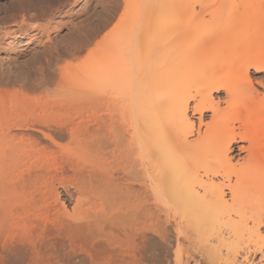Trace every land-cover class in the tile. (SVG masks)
Listing matches in <instances>:
<instances>
[{
  "label": "bare ground",
  "instance_id": "1",
  "mask_svg": "<svg viewBox=\"0 0 264 264\" xmlns=\"http://www.w3.org/2000/svg\"><path fill=\"white\" fill-rule=\"evenodd\" d=\"M235 1L127 8L126 35L102 41L97 93L82 81L91 93L53 96L42 65L6 74L44 95L0 90V264H239L264 251V96L250 78L264 74V0Z\"/></svg>",
  "mask_w": 264,
  "mask_h": 264
},
{
  "label": "rangeland",
  "instance_id": "2",
  "mask_svg": "<svg viewBox=\"0 0 264 264\" xmlns=\"http://www.w3.org/2000/svg\"><path fill=\"white\" fill-rule=\"evenodd\" d=\"M141 1L144 2L145 0H141ZM141 1L130 0L129 2V0H0V39H2L0 41L2 43L4 42V45L6 46L7 43H10L8 44L9 48L8 46L7 48L8 49H10V47L12 48L10 49L11 52L9 56L8 55L5 56L6 54L0 52V60H1L0 65H3V63L5 64V66L3 65L2 67L3 69L1 68L3 71L0 69L1 71L0 90H3L2 88H4L6 85V88L8 87V90L10 91H15V89H20L21 91H23L22 93L25 94L24 95L25 97H23V95L22 97L24 99L26 97H29L27 99H30V97L33 98L35 97V95L37 97L39 96L42 97V95H44L42 94V91L39 90V92H34L29 87L30 86L29 84L26 87H24L25 85H23L22 83L23 87L20 84L21 88L17 86L14 89L15 86H13L10 81L6 80V74L8 75L9 74L16 75L17 73L27 74L29 69L35 67L36 65L37 67L38 65H42L43 68H45L44 71L47 76V82L49 81L52 85H54L52 86V89H53V93L56 94H54L53 96H56L58 98L60 96L62 98L63 96L66 97L69 96L70 94H75L74 92L76 93L80 92V94L81 93L83 94L84 92L85 94H88L91 93L92 91L93 93H97L98 91L100 92L98 86L95 87L94 86L95 84L92 82L95 83L99 82V85L101 83L102 86L101 91H102L103 88L102 79H101V75L98 74L99 72L98 69H100V71H102V69L101 67H96L102 64V60H100L102 59L100 58L101 57L100 50H102L101 48L103 47L101 46L103 45L102 41L104 43V41L108 38L109 41H111L110 40L111 38L119 39L120 35L121 36L126 35L124 33L126 30L125 31L123 30L124 32H120V29L122 31L124 26H122L121 23H119V21H122L126 16L127 12L125 15L124 13L127 8H128L127 10L130 12L132 11V9H134L136 5L140 7L138 4ZM172 1H176V0H172ZM239 3L240 0H236L234 2V6L236 7ZM49 5L52 8H49ZM44 10H46L45 12L46 14H44L43 12ZM130 14H134V13H130ZM139 15L140 14H138V16ZM122 16L123 19L120 20ZM128 16L130 17L131 15ZM159 16L162 15H153L152 17L146 19L147 22H143L144 20L143 21L141 20L143 19L142 17L139 18L136 17V19L138 18V20L135 19V22L138 21L137 23H139L141 20L146 26L152 23V19L155 21V18L156 20L157 18H160ZM129 17L124 19L125 22L126 21L128 22V20L130 19ZM131 19L129 20V22L131 21ZM127 24L131 25V23H127ZM144 25L143 24L136 25V27L140 26V28H142L141 26ZM131 28H135V27L132 26ZM138 29L136 33L138 32ZM27 31L28 33H32L34 36L33 37L28 36ZM140 40L141 39L139 38L138 41ZM6 41L8 42L6 43ZM11 44L12 46H10ZM22 48L26 49L24 50L26 51L25 55H22L19 52V49L22 50ZM97 63H99V65ZM31 65L34 66L28 69V67ZM62 68H65L67 71H69V74L67 72L68 78L67 79L65 78L66 81H64L67 84L63 83L64 87L61 84L60 87H63V89L57 87L58 89H60L58 90L59 91L58 92L57 90H54L53 87L58 85L55 82L58 81L57 80L58 78L60 79L59 75L61 73L59 72H61L60 69ZM91 71L94 72L90 75ZM263 75L264 74H255V71L253 70H251L250 73V78L252 80L253 86L254 88H256V90L258 89L257 91H259V94H261V96L262 95L264 96V91L258 83L262 80V78H264ZM87 77H90V79L92 80H90ZM96 79L98 81H95ZM82 81L84 82V84L87 85L92 83L93 85L90 84L92 85V87H90L92 88L91 89L92 91L91 90L89 91L90 88L88 89L85 88V85L83 83L81 84L78 83ZM67 85L68 88H66ZM93 87L95 89H93ZM60 93L65 95H60ZM216 95L217 94H214V99H218V98L223 99V97L225 96L224 94L217 96ZM191 106H193V103ZM222 106L224 107V104H222ZM189 115L191 120L194 121L196 127H198L199 115L194 114L192 110H190ZM207 115L208 116L203 119V121H205L204 124L209 123L210 121L211 113H208ZM203 127L204 126H202V130H204ZM232 157L236 162L238 159H241V157H244V154H240L236 150V152L232 155ZM227 197L228 198L230 197L229 194L227 195ZM66 206H68V209L71 210L72 205L66 204ZM261 231L262 233H264V229H262ZM154 249H156V247H154ZM263 252H258L253 255H250L248 260L246 261L243 259L244 258L243 254H241L238 257V262L240 261L239 264H252V263L264 264ZM197 261L190 260L188 264H197V263L204 264L201 261L198 262Z\"/></svg>",
  "mask_w": 264,
  "mask_h": 264
}]
</instances>
